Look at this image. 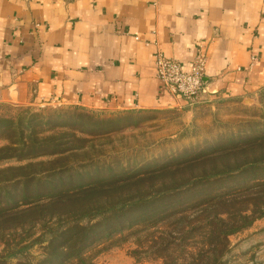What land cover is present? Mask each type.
<instances>
[{"label":"rangeland","instance_id":"rangeland-1","mask_svg":"<svg viewBox=\"0 0 264 264\" xmlns=\"http://www.w3.org/2000/svg\"><path fill=\"white\" fill-rule=\"evenodd\" d=\"M263 192L264 87L160 110L0 107V264H196L215 243L200 225L241 212L254 220L218 264H264Z\"/></svg>","mask_w":264,"mask_h":264},{"label":"crops","instance_id":"crops-1","mask_svg":"<svg viewBox=\"0 0 264 264\" xmlns=\"http://www.w3.org/2000/svg\"><path fill=\"white\" fill-rule=\"evenodd\" d=\"M157 51L184 69L205 54L199 105L256 94L264 87V0H0V107L183 104L156 77Z\"/></svg>","mask_w":264,"mask_h":264},{"label":"built area","instance_id":"built-area-1","mask_svg":"<svg viewBox=\"0 0 264 264\" xmlns=\"http://www.w3.org/2000/svg\"><path fill=\"white\" fill-rule=\"evenodd\" d=\"M205 63L206 57L201 51L196 53L186 69L177 60L166 57L158 51L154 54L153 60L156 77L163 84L164 89L181 99L188 107L197 106L204 100Z\"/></svg>","mask_w":264,"mask_h":264},{"label":"trees","instance_id":"trees-1","mask_svg":"<svg viewBox=\"0 0 264 264\" xmlns=\"http://www.w3.org/2000/svg\"><path fill=\"white\" fill-rule=\"evenodd\" d=\"M264 193V192H263ZM155 193H151L149 195H146L144 198L141 199H148L149 197H153ZM234 197L233 195L228 194H221L214 199H220V203L222 204H229L233 203V199H229ZM264 209V206H263ZM239 218L235 220H231V215H227L226 217H221L219 214V217L214 220H209L206 223H203V225H200L199 227L206 230L207 233L213 238L215 243L212 246H209V253L206 252V254H202L196 257L195 261L196 264H218L223 252L226 249V246L228 244V237L229 235L236 233L240 231L241 229L248 226L254 218L244 213H238ZM264 213H260L259 216H262ZM197 225L191 224L190 229H195ZM198 228V227H197ZM214 250V253L211 254V252Z\"/></svg>","mask_w":264,"mask_h":264}]
</instances>
